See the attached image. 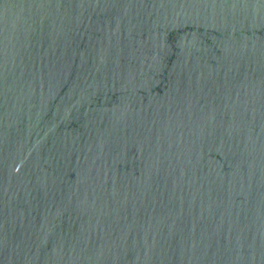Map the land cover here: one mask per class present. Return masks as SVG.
<instances>
[{"label": "water", "instance_id": "1", "mask_svg": "<svg viewBox=\"0 0 264 264\" xmlns=\"http://www.w3.org/2000/svg\"><path fill=\"white\" fill-rule=\"evenodd\" d=\"M0 264H264V0H0Z\"/></svg>", "mask_w": 264, "mask_h": 264}]
</instances>
